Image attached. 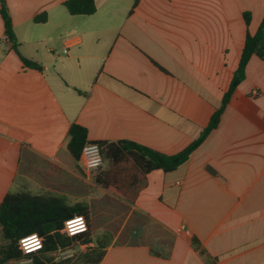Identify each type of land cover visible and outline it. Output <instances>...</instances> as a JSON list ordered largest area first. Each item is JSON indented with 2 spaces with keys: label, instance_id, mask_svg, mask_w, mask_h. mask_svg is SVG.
<instances>
[{
  "label": "crops",
  "instance_id": "obj_1",
  "mask_svg": "<svg viewBox=\"0 0 264 264\" xmlns=\"http://www.w3.org/2000/svg\"><path fill=\"white\" fill-rule=\"evenodd\" d=\"M66 1L6 0L18 51L0 3V204L20 191L70 205L106 197L117 235L86 244L100 264H264L261 55L217 127L178 169L151 172L134 202L98 186L67 146L76 123L89 141L186 150L222 107L264 0H95V14L77 16Z\"/></svg>",
  "mask_w": 264,
  "mask_h": 264
},
{
  "label": "trees",
  "instance_id": "obj_2",
  "mask_svg": "<svg viewBox=\"0 0 264 264\" xmlns=\"http://www.w3.org/2000/svg\"><path fill=\"white\" fill-rule=\"evenodd\" d=\"M0 3L6 32L13 48L18 51L20 44L13 32L6 0H0ZM64 5L73 16L93 15L97 11L95 0H68ZM46 18V14H43L35 21L42 23ZM245 19L249 25L248 13L245 14ZM253 55H261L264 58V20L256 34H247L239 66L224 97L223 105L213 114L209 126L191 146L177 155L170 156L129 140L98 142L103 149L104 158L108 159L113 167L98 172L94 177L95 183L122 200L134 202L151 172L163 170L169 173L178 169L217 127L224 107L245 80L246 68ZM21 59L28 67L41 69L39 64L23 57ZM88 142L91 141L88 140L87 129L79 124H72L67 146L77 161L80 160L81 152ZM79 216L86 219L88 229L73 236L64 233L65 223ZM33 234L42 239V246L37 250L25 252L21 247V240ZM93 235L92 212L84 203L70 205L61 196L20 191L8 193L0 204V264H19L26 261L31 264H100L104 254L96 248L80 252L76 259L74 256L66 259L59 257L64 251L89 244ZM193 246L205 255L196 238H193Z\"/></svg>",
  "mask_w": 264,
  "mask_h": 264
},
{
  "label": "rangeland",
  "instance_id": "obj_3",
  "mask_svg": "<svg viewBox=\"0 0 264 264\" xmlns=\"http://www.w3.org/2000/svg\"><path fill=\"white\" fill-rule=\"evenodd\" d=\"M106 161L108 160L106 159L104 160V165L102 166V168H100L95 172L90 173L92 180H94V177L98 172L104 170L105 168L110 167V165H108L109 163ZM69 201L72 204H77V203H84L85 200L82 194H75L69 197ZM109 204H110L109 200L101 195L99 199H95L93 201H86V205L91 209L92 215L96 219V222L99 227L98 233L96 235H93L92 237V240L96 241L97 243L99 241H104V242L110 241L113 237L117 235V231L119 227V209L117 210L118 211L117 213L115 212V210H111L113 212V215L115 214V217H113L112 224L109 226L110 224L108 222L109 218L108 216L105 215V209L107 208L106 206ZM113 208H115V206ZM87 250H88L87 245L82 244L80 246L62 252L59 257L66 259L74 256L73 258L76 259V257L80 252ZM19 264H31V262L26 261Z\"/></svg>",
  "mask_w": 264,
  "mask_h": 264
},
{
  "label": "built area",
  "instance_id": "obj_4",
  "mask_svg": "<svg viewBox=\"0 0 264 264\" xmlns=\"http://www.w3.org/2000/svg\"><path fill=\"white\" fill-rule=\"evenodd\" d=\"M104 160H105V158H104V154H103V149L100 146V144L98 142L91 141V142H88L84 146V148L81 152V156H80L79 161L81 163L82 169L85 172L91 173V172H95V171L99 170L100 168H102V166L104 165ZM77 219H81V225L77 228V231L75 233H73L72 232V226H74L75 221ZM87 229H88V224H87L86 219L82 216H79V217H76L72 220L67 221L65 223V228L63 229V232L69 236H73V235H76L77 233L83 232ZM31 237H32V235L27 237V238H31ZM36 237L38 239V242L42 246V239L37 235H36ZM22 240H21V242H22ZM21 247L24 249L25 252H28L22 243H21Z\"/></svg>",
  "mask_w": 264,
  "mask_h": 264
},
{
  "label": "clouds",
  "instance_id": "obj_5",
  "mask_svg": "<svg viewBox=\"0 0 264 264\" xmlns=\"http://www.w3.org/2000/svg\"><path fill=\"white\" fill-rule=\"evenodd\" d=\"M80 225H81V219H77L75 221L74 226H72V232L75 233L77 231V228ZM21 243L25 246V248L28 252H31L33 250H37L41 247V244L38 242V239H37L35 234H33L31 238L23 239Z\"/></svg>",
  "mask_w": 264,
  "mask_h": 264
}]
</instances>
